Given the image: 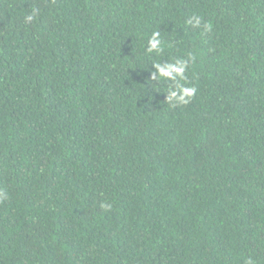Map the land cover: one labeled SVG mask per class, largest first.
<instances>
[{
    "label": "trees",
    "instance_id": "obj_1",
    "mask_svg": "<svg viewBox=\"0 0 264 264\" xmlns=\"http://www.w3.org/2000/svg\"><path fill=\"white\" fill-rule=\"evenodd\" d=\"M0 189V264H264V0H0Z\"/></svg>",
    "mask_w": 264,
    "mask_h": 264
},
{
    "label": "clouds",
    "instance_id": "obj_2",
    "mask_svg": "<svg viewBox=\"0 0 264 264\" xmlns=\"http://www.w3.org/2000/svg\"><path fill=\"white\" fill-rule=\"evenodd\" d=\"M40 14V9L37 7H33L31 12L25 16V23H32L34 19L38 18ZM187 23H192L189 20ZM195 23L197 25L201 24L200 18L197 16L195 17ZM211 29L210 24L204 25V30L209 31ZM160 33L158 31L152 32L151 36L148 38L147 41V50L149 52H161L163 50V44L160 40ZM187 62L180 60L174 63H167L164 65L155 64L154 67L157 69V74L159 77L170 78L174 82H176V87L171 91L168 99L172 100L175 98L176 102L181 104H187L189 99L195 94L196 89L194 87H185L184 85L178 82L179 79H184V74L187 69ZM8 193H6L3 189H0V200L6 199ZM100 208L104 209L105 211L110 210L113 207V204L107 200H103L100 202ZM247 264H253L251 259L248 260Z\"/></svg>",
    "mask_w": 264,
    "mask_h": 264
}]
</instances>
